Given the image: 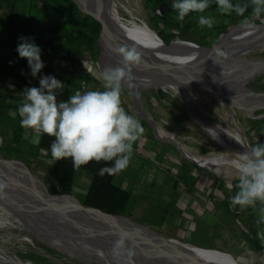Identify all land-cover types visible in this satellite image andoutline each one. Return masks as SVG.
<instances>
[{
	"label": "rangeland",
	"instance_id": "374dc122",
	"mask_svg": "<svg viewBox=\"0 0 264 264\" xmlns=\"http://www.w3.org/2000/svg\"><path fill=\"white\" fill-rule=\"evenodd\" d=\"M114 1L122 17L128 18L129 14H133L147 22L161 36L166 37L165 43L186 38L192 41H185L203 47L214 45L221 34L242 25L243 19L251 13L249 8L244 17L235 13L230 16L221 15L216 6L203 13L188 14L183 21H179L178 13L173 10L165 11L163 18L157 17L152 10L162 1L172 6L176 0ZM232 2L244 3L246 0ZM68 5L69 0H0V84H15L8 89V93L15 98H5L9 116L13 117L23 102L20 88L24 90L26 87H39V79L44 75L54 76L66 85L57 97L60 101H66L77 90H103L102 82L98 78L103 71L97 42L100 29L80 26L76 22L77 15L70 12ZM77 8L80 10V6L77 5ZM200 15L214 18L213 27H201L198 24ZM260 20H264V13L259 19L252 20V23L264 24ZM29 25H35L37 29H31L26 37L41 49V59L45 65L36 77L31 76L27 59L21 58L16 50L21 37L18 27L25 28ZM80 28L94 38L89 49H80L77 44L68 43L63 37L65 32H75ZM12 35L17 37L16 47ZM66 48L78 51L77 65L82 67L80 73L90 76V79L72 78L73 67L68 64L70 61L64 51ZM245 57L253 63L252 68L236 73L231 79L227 77L220 80L222 85L238 84L242 81L239 88L235 89L237 99L232 101L231 106L228 107L224 95L221 99L207 93H203L204 96L200 94V106L210 119L226 126L230 113L251 147L259 142L264 143L257 136L258 133H264V103L247 105L244 100H240V93L252 90V94H264V48L250 49L235 56ZM89 60L91 62L87 69L84 64ZM215 80L213 78L207 84L216 85ZM137 94L138 96L134 86H129L128 82L123 85L122 106L140 121L144 129L133 144L129 166L115 174L113 179L115 184L129 194L122 213L125 217L122 222L128 226L125 228L132 227L155 238L180 243L197 255L199 262L264 264V251L255 250L251 240L254 238L264 245L256 237L257 231L264 229V225L258 227L255 223L257 213L253 208L242 210L231 203L238 184L235 169L231 165H224L222 172L225 175L218 176L210 169L192 162L187 154L180 152L157 132V125L161 124L179 136L186 146H191L190 148L197 149L202 154L208 153L213 142L195 123L190 108L188 107L189 112L186 105L170 91L165 92L152 86L142 85ZM227 127H230L229 124ZM28 131H32V146L16 145L10 140L12 128L5 118H0V154L26 178L47 189L52 183L50 174L53 159L46 155L44 149H38L35 154L30 151L37 144L41 133L23 128V138L27 137ZM89 184V173L76 169L70 202L82 204ZM5 237L1 232L0 245L6 250L0 249V264H20L25 259L35 261L36 264H78L40 244L37 246L50 251L48 255L16 249L15 247L21 245L11 244ZM180 238L193 244L180 241Z\"/></svg>",
	"mask_w": 264,
	"mask_h": 264
},
{
	"label": "clouds",
	"instance_id": "9594fccd",
	"mask_svg": "<svg viewBox=\"0 0 264 264\" xmlns=\"http://www.w3.org/2000/svg\"><path fill=\"white\" fill-rule=\"evenodd\" d=\"M215 4L221 15L228 16L235 13L244 17L251 8L250 16L242 21V27L246 29L254 28L252 20L259 19L264 13V0H246L244 3L215 0ZM209 6V0H176L171 7L178 13L177 19L183 21L190 12L203 13ZM214 23L212 17H198L201 27L212 28ZM19 39L16 50L21 58L27 59L30 74L36 77L45 66L41 49L34 41L29 42L28 37ZM116 52L122 57L119 65L105 67L99 74L103 90H77L66 101H60L57 97L66 85L54 76L44 75L39 79V87H26L20 93L24 99L18 107L22 128L54 138L50 144L54 161L70 158L75 169L93 161L111 163L110 167L98 169L97 174L101 177L106 173L119 174L129 166L133 144L144 131L140 121L125 110L121 101L122 87L132 79L131 68L142 63V53L136 47L127 46L117 48ZM213 52L217 58L226 56L215 46ZM231 164L238 178L237 191L231 197L232 205L242 210L253 208L257 213L255 223L258 227L264 225V143L249 147ZM7 188V182L0 180V197L6 194ZM256 237L264 243V229L258 230ZM128 239L129 233L120 234L113 247L115 255L119 256L125 250Z\"/></svg>",
	"mask_w": 264,
	"mask_h": 264
},
{
	"label": "water",
	"instance_id": "95a60500",
	"mask_svg": "<svg viewBox=\"0 0 264 264\" xmlns=\"http://www.w3.org/2000/svg\"><path fill=\"white\" fill-rule=\"evenodd\" d=\"M73 1L80 6L81 12L90 15L100 24L97 42L102 59L101 68L119 65L122 57L116 49L123 45L109 24L110 0H104V3L103 0ZM152 10L157 17L163 18L165 11H172L173 8L162 1ZM254 25L252 29L240 25L228 30L219 36L214 45L201 46L202 52L187 60L142 57V63L131 68L132 79L128 84L135 86L133 76L155 84L186 87L207 84L212 79L208 78L211 67L235 58L239 52L255 49L264 44V24ZM214 46L223 50L226 56L215 57ZM81 68L80 65L74 67L76 75ZM257 136L260 141L264 140V133H258ZM244 147L246 150L249 148L246 144ZM0 160L17 176L12 179L0 169V180L8 184L6 194L0 198L9 203L36 233L51 238L75 254L97 263L111 264L90 254L114 256L121 264L133 261L138 264H158L139 253L127 241L125 250L119 256L113 253L114 243L120 238L122 228L126 225L122 222L125 218L122 215L109 214L82 204L71 203L72 196L66 203L62 202L51 196L40 184L22 175L10 161L3 159L1 154Z\"/></svg>",
	"mask_w": 264,
	"mask_h": 264
},
{
	"label": "bare ground",
	"instance_id": "6f19581e",
	"mask_svg": "<svg viewBox=\"0 0 264 264\" xmlns=\"http://www.w3.org/2000/svg\"><path fill=\"white\" fill-rule=\"evenodd\" d=\"M117 10L119 9L117 8L115 1L110 0L108 20L112 30L115 32L123 46L136 47L142 53V57L165 58L168 60L179 61L195 57L203 50L201 45L185 40H174L165 43L158 36L157 31L150 27L147 22L134 17L133 14H129L130 17L128 18H124L125 16L122 17L120 15L121 13L119 14V11ZM258 48H264V44ZM252 67L253 63L249 59H246V57L233 58L224 63L215 65L209 69L208 78H214V80L216 78V85L203 84L186 87L173 84H155L139 78L138 76H133L135 81L134 90H136V96H138L137 93L140 92L142 85L143 87L152 86L165 92L170 91L176 99L186 105L188 111L189 107L193 113L192 118L195 119V123L213 142L214 146L212 145V148L211 146L208 148V153L202 154L197 149H192L190 148L191 146H186L179 136L174 134L171 130L165 129L161 124L157 125V132L164 140L174 144L180 152L187 154L192 162L194 161L195 163L210 169L218 176L223 177L225 174L222 172V167H224V165L232 166L231 162L238 159L240 154L247 151L244 145L246 144L249 146V144L243 135L244 132L242 133L239 128H237L230 113L227 122V126L229 124L230 127H227L225 124L217 123L209 118L208 114L200 106V94L207 93V95L209 94L221 99L224 95L226 97L225 102L228 107H230L232 101L237 99L235 89L239 88L242 81H239L238 84L236 82L235 84L230 83L229 85H222L220 84V80L226 79L227 77L230 78L236 75V73L238 74V72L249 70ZM240 94V100H244L247 105L253 106L255 103H264V94L262 93L252 94L251 90L248 93ZM204 95L205 94H203V96ZM0 169L12 179L17 177L1 162ZM125 227L122 228V233L126 232L130 234V239H128L127 242L139 253L146 256V258L148 257L150 260H153L158 264H209L199 262L198 256L180 243L158 239L149 234L147 235L145 232L135 230L132 227ZM1 232L5 234L7 240L11 244L21 245V247H15L16 249L30 250L36 252L37 255H48L50 252H47L46 248H48L51 252L57 253L64 258L73 259L78 262V264H102L75 254L57 241L36 233L9 203L0 198V234ZM37 244L43 245L46 248L38 247ZM0 249L6 250V248L1 245ZM90 255L96 259L107 260L111 262V264H121L120 260L114 256L106 254L99 255L96 253ZM128 263L138 264L137 262L134 263V261ZM20 264L36 263L35 261L31 262L25 259L20 261Z\"/></svg>",
	"mask_w": 264,
	"mask_h": 264
},
{
	"label": "trees",
	"instance_id": "16d2710c",
	"mask_svg": "<svg viewBox=\"0 0 264 264\" xmlns=\"http://www.w3.org/2000/svg\"><path fill=\"white\" fill-rule=\"evenodd\" d=\"M209 4L210 6L208 9L216 7L215 0H209ZM68 9L70 12L77 15L76 22L80 26L91 27L94 30L100 29L99 22H97L90 15L81 13L73 0H69ZM194 13L196 12H190L189 14ZM9 19V21H11V16ZM260 21L264 22V20ZM18 29L21 33L20 35L26 37L27 33L31 31V29L37 28L35 25H29L25 28L18 27ZM157 34L163 41L167 42L166 37L161 36L160 32H157ZM12 37L14 47H16L18 44L17 37L15 35H12ZM63 37L66 41H68V43L70 42L72 44H77L80 49H89L94 43V38L85 29L81 28L75 32L67 31L63 34ZM184 40L190 39L185 38ZM64 51L66 56L69 58L71 66L73 67L72 78H84L85 80L90 79V76L80 72L78 75H76L74 67L79 64L78 51L70 48H66ZM14 85L15 84L13 82L0 84V118H5L8 125L12 128V135L10 139L12 143L16 145L26 144L30 146V144H27V141L22 137L23 128L20 126V117L18 115V111L15 112L13 117L9 116V113L7 112L9 108L6 106L5 98H15L12 94L8 93V89L12 86L14 87ZM53 139V137H49L46 134L41 133L38 144L30 151L35 154L37 153L38 149H44L49 155H51L50 144ZM105 166L110 167L112 164H105L103 161L100 163L93 161L79 168L85 170L90 175V184L83 198L82 205L98 209L105 213L122 215L129 200V194L126 190L121 189L117 184L114 183L113 179L115 175H109L106 173L103 177H101L97 174L98 169ZM75 170L76 169L73 167L72 160L70 158H65L60 161L53 160L50 174L52 183L47 188L48 193L54 198L66 203L67 199L72 193L71 187L72 181L75 177ZM251 240L255 250L257 249L264 251L263 244L258 243L254 238H251Z\"/></svg>",
	"mask_w": 264,
	"mask_h": 264
},
{
	"label": "built area",
	"instance_id": "2783aa9c",
	"mask_svg": "<svg viewBox=\"0 0 264 264\" xmlns=\"http://www.w3.org/2000/svg\"><path fill=\"white\" fill-rule=\"evenodd\" d=\"M90 62H91L90 60L89 61H85L84 67L88 69V67L90 65ZM68 64H70V62H68ZM97 66H98V63H97ZM93 69L95 70V68H93ZM19 91H20V93H22L23 92V88H20ZM32 137H33L32 136V131H28L27 137H24V139L27 141L28 144L32 145ZM38 141H39V139H38ZM38 141H37V144H38ZM37 144H34V145L36 146ZM44 151H45L46 155L52 157L51 155L48 154V152L46 150H44Z\"/></svg>",
	"mask_w": 264,
	"mask_h": 264
},
{
	"label": "crops",
	"instance_id": "0c3cea01",
	"mask_svg": "<svg viewBox=\"0 0 264 264\" xmlns=\"http://www.w3.org/2000/svg\"><path fill=\"white\" fill-rule=\"evenodd\" d=\"M179 235H182V234H179ZM180 239H181L180 241H184V242L191 243V242H189V241H187V240H184L183 238H180ZM191 244H193V243H191Z\"/></svg>",
	"mask_w": 264,
	"mask_h": 264
},
{
	"label": "flooded vegetation",
	"instance_id": "af4514ba",
	"mask_svg": "<svg viewBox=\"0 0 264 264\" xmlns=\"http://www.w3.org/2000/svg\"><path fill=\"white\" fill-rule=\"evenodd\" d=\"M103 3H104V0H103Z\"/></svg>",
	"mask_w": 264,
	"mask_h": 264
}]
</instances>
